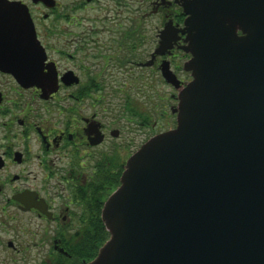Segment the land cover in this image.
<instances>
[{
    "label": "water",
    "instance_id": "1",
    "mask_svg": "<svg viewBox=\"0 0 264 264\" xmlns=\"http://www.w3.org/2000/svg\"><path fill=\"white\" fill-rule=\"evenodd\" d=\"M175 2L184 27L168 23L145 66L187 36L192 81L183 88L168 61L160 66L181 88L177 127L129 158L102 212L110 237L86 264H264V0ZM0 71L45 98L59 86L28 9L6 0Z\"/></svg>",
    "mask_w": 264,
    "mask_h": 264
},
{
    "label": "flooded vegetation",
    "instance_id": "2",
    "mask_svg": "<svg viewBox=\"0 0 264 264\" xmlns=\"http://www.w3.org/2000/svg\"><path fill=\"white\" fill-rule=\"evenodd\" d=\"M6 1L28 9L48 62L56 64L59 86L45 98L41 89L26 88L0 71V264H86L106 230L96 221H102L128 162L123 130L111 122L104 76L127 65L156 66L161 73L162 62L168 61L184 88L193 79L185 70L192 56L181 48L186 35L180 34L170 54L145 64L152 61L167 24L183 28L187 16L175 0H54L53 7ZM96 10L98 17L86 14ZM159 16L162 27L150 40L146 29ZM147 43L155 47L144 62ZM63 60L72 66L62 68ZM69 72L77 83L63 81ZM168 85L178 105L181 88ZM176 107L170 108L166 131L177 126ZM137 115L141 129L148 122L138 110ZM148 140L130 150L128 158Z\"/></svg>",
    "mask_w": 264,
    "mask_h": 264
},
{
    "label": "rangeland",
    "instance_id": "3",
    "mask_svg": "<svg viewBox=\"0 0 264 264\" xmlns=\"http://www.w3.org/2000/svg\"><path fill=\"white\" fill-rule=\"evenodd\" d=\"M86 14L91 17L93 15L98 17L100 15L97 10L89 11ZM161 18L162 17L159 16L155 19V23L146 29L147 37L150 40L156 35L158 31L157 27L161 29ZM154 47L155 44L152 45L149 43L143 46L142 58L144 62L150 59L149 54ZM60 66L66 68L72 66V63L63 60L60 61ZM127 67V70L124 68L122 70H112L111 73H108L104 78L107 80V83H109L108 90H110L109 95L112 102L110 107L111 122L113 127L122 128L123 130L121 140L127 143L128 161L130 150H133L135 146L167 130V117L171 115L170 108L172 106L176 107L177 103L171 100V96L176 95L175 90L164 81L156 66L144 68L143 70L132 69V67L128 65ZM136 76L140 77L139 81ZM124 85H126L125 88L123 87ZM119 88H121L122 91H119ZM128 93L131 97L130 101L128 100ZM128 102L131 104V108H135L143 117L147 118L148 123L141 127V129L137 127L139 126V119L125 112V107ZM87 112L88 111H85L83 113L86 114ZM155 122H157V124H155ZM170 122L174 123V119H171Z\"/></svg>",
    "mask_w": 264,
    "mask_h": 264
},
{
    "label": "trees",
    "instance_id": "4",
    "mask_svg": "<svg viewBox=\"0 0 264 264\" xmlns=\"http://www.w3.org/2000/svg\"><path fill=\"white\" fill-rule=\"evenodd\" d=\"M119 91H121V88H120V90ZM118 91V92H119ZM128 100L130 101V94L128 93ZM127 112H128V114L129 115H132V116H137V111H136V109L135 108H131V104H129V102H128V104H127ZM144 118V122H146L147 121V118H145V117H143ZM102 226H104L103 225V223H102V221L101 220H97L96 221V227L98 228V227H102ZM103 228V227H102ZM109 239V233L105 230V229H102V233H101V235H99L97 238H96V250H95V252H94V254L92 255V257L94 258L96 255H97V253H98V249L107 241Z\"/></svg>",
    "mask_w": 264,
    "mask_h": 264
}]
</instances>
